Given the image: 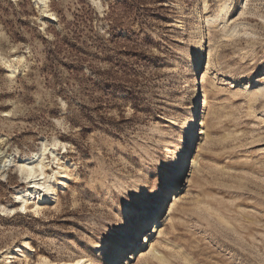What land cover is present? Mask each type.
<instances>
[{
    "label": "rangeland",
    "instance_id": "rangeland-1",
    "mask_svg": "<svg viewBox=\"0 0 264 264\" xmlns=\"http://www.w3.org/2000/svg\"><path fill=\"white\" fill-rule=\"evenodd\" d=\"M48 5L56 21L34 0H0V264H105L133 249L173 197L202 52L181 191L121 264H264V0ZM44 142L45 175L63 167L67 181L21 210L19 165Z\"/></svg>",
    "mask_w": 264,
    "mask_h": 264
},
{
    "label": "bare ground",
    "instance_id": "bare-ground-1",
    "mask_svg": "<svg viewBox=\"0 0 264 264\" xmlns=\"http://www.w3.org/2000/svg\"><path fill=\"white\" fill-rule=\"evenodd\" d=\"M34 3H36V5L40 7L46 19L51 20V21H56L54 14L49 11V8H48L49 0H34ZM15 60H17V58H15ZM205 63H206V59L202 52L201 56L196 60V62L194 63V65L192 66V68L190 69L188 73V76L190 77V79L192 78L191 105H190V111H189L190 118L186 122V126H185L186 133H187L186 149L183 151L184 153L182 152L181 160L177 168L178 177L176 174V180H174L173 182V185L175 188V190L173 191V197L169 195L167 197L169 201L166 202V199L164 200V203H167V204L165 205L166 207L163 213L159 215L160 210H162L163 208L162 201L165 198V195L167 194L165 193L161 201L155 207V209H152L151 211H149L147 215L143 218V220L141 221V224L137 226L134 232V238L136 242L132 250L130 249L131 245L129 246V244L131 243L133 239L130 240L125 247L116 250L113 257H111L105 264H121L124 256H127L129 252L130 253L134 252L135 249H137V243L139 242L138 244H141L143 235L155 225V223L158 221V218L163 216V214L165 213L167 209L168 204L174 201L181 191V186L178 185V180H179L181 173L183 172V169L185 168L189 160L187 159V154H188L187 147L194 140H196L197 135H198L197 123H198V116H199V112L201 108V90L199 88L198 77H199V72L203 69V66ZM16 68L17 67L14 64L9 66L11 75L14 74V72L16 71ZM197 112H198V115H197ZM43 144H44L43 147L38 152L33 153L31 156L24 158L22 163L19 165L20 173H22L25 176V178H27L29 181L27 182L28 186L25 189L17 193L18 195L17 198H20L22 200L21 210L25 209L26 207L25 204L27 200H33V206L35 209H37L41 204L51 201L56 195V187H58L59 185L65 184L67 181V174L63 167L58 168V170L54 172L51 176L45 175L43 168L46 165L43 162V157L46 153L47 148L45 146V142ZM11 162H12V157L9 156L5 160L1 168L8 166ZM65 163H67V161ZM55 174H57L58 177H55ZM105 247H106L105 242H101V243L94 245V250L96 251L99 249H103ZM20 248H21L20 245H14L12 248H8L7 258L9 259L12 256V254L14 252L19 251ZM87 261L89 260L85 258H77L75 260V263L85 264V262Z\"/></svg>",
    "mask_w": 264,
    "mask_h": 264
}]
</instances>
